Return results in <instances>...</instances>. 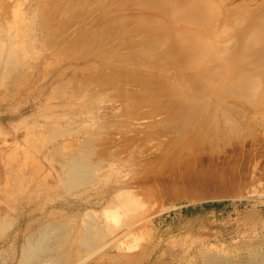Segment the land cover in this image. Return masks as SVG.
I'll return each mask as SVG.
<instances>
[{"label": "rangeland", "instance_id": "obj_1", "mask_svg": "<svg viewBox=\"0 0 264 264\" xmlns=\"http://www.w3.org/2000/svg\"><path fill=\"white\" fill-rule=\"evenodd\" d=\"M254 21L264 0H0V264H264Z\"/></svg>", "mask_w": 264, "mask_h": 264}, {"label": "bare ground", "instance_id": "obj_2", "mask_svg": "<svg viewBox=\"0 0 264 264\" xmlns=\"http://www.w3.org/2000/svg\"><path fill=\"white\" fill-rule=\"evenodd\" d=\"M245 38H251V39H254L253 40V42L252 43H255L256 42V44H257V47H258V52L259 53H255V54H253L251 57H250V59H251V62L253 63V65H255V67L257 66V71L258 72H261V70L263 69V67H264V57H263V50H262V48H264V27L263 26H261L257 21H254V22H252L251 23V26H250V28L247 30L246 29V31L244 32V34L241 36V39L243 40V39H245ZM217 39V38H216ZM214 38H212V37H206V38H204L203 39V41L205 42V43H207V45H209V44H215V43H213L214 42ZM243 43L244 42H246V41H242ZM252 43H250V44H252ZM224 44V42L222 41V42H220V44L219 45H223ZM209 47H210V49L208 50V55L209 56H211L213 53H212V51L215 49V48H217L216 47V45H209ZM262 65H263V67H262ZM251 74V72H246V76H248V75H250ZM253 74L254 75H258V73L257 72H255V71H253ZM241 85V83H240V81L238 82V84H237V86H240ZM123 194V193H122ZM127 194V193H126ZM127 196V195H126ZM127 197H129V196H127ZM123 198V197H122ZM125 199V198H124ZM126 199H129V201H130V198H126ZM120 200V199H119ZM122 200V199H121ZM121 200H120V202H121ZM118 202V204H119V201H117ZM125 202V201H124ZM133 202V201H132ZM122 204V203H121ZM127 204V202L126 203H123L122 205H126ZM128 205V204H127ZM131 213V212H130ZM134 213V212H133ZM135 214V213H134ZM135 215H137V214H135ZM87 221H88V224H85V229H84V226H83V229H84V231H83V234H82V238L79 240V242H80V244L84 247V248H90V247H93V245H94V243L97 241L98 242V240L96 239V241H94L93 240V238L94 237H92L91 238V234H96V229H94V225H95V223H96V220L94 219V217H93V215H91L90 213H88L87 214ZM105 218V217H104ZM136 218V217H135ZM128 220V219H127ZM86 221V222H87ZM111 221V220H110ZM129 222V221H128ZM133 222V221H132ZM100 224V223H99ZM110 224V223H109ZM128 225V224H127ZM96 228V227H95ZM82 229V230H83ZM100 229V228H99ZM103 229H104V227H103ZM129 229H130V227H129ZM100 232V231H99ZM104 232V231H103ZM51 233V232H50ZM101 233H102V231H101ZM54 234V233H53ZM94 234V235H95ZM97 235V234H96ZM99 235V234H98ZM101 235V234H100ZM129 235V234H128ZM45 236V235H44ZM49 236V235H48ZM37 237V236H36ZM42 238H46V237H42ZM38 239V238H37ZM39 240H41V238H39ZM37 241V240H36ZM43 242H45V241H43ZM78 242V243H79ZM31 243V242H30ZM29 243V245L28 246H23L22 248H21V250H20V254H19V259L17 260V263L16 264H33V260H34V258H36V257H34V255H35V251H34V245H32V243L30 244ZM42 243V241H40L38 244H41ZM58 243V242H57ZM34 244V243H33ZM44 244V243H43ZM96 244V243H95ZM45 245V244H44ZM36 246V245H35ZM42 248V247H41ZM80 248H82V247H80ZM38 249H39V247H38ZM213 249H215V248H213ZM46 250V249H45ZM75 251V250H74ZM210 251H212V250H210ZM42 252V251H41ZM209 252V251H208ZM215 252V251H214ZM206 253V252H205ZM211 253V252H210ZM217 254V253H216ZM207 255V254H206ZM205 255V256H206ZM215 255V254H214ZM37 256V255H36ZM96 256V255H95ZM220 256V255H219ZM209 257V256H208ZM203 258H204V256H203ZM215 258V260H216V257H214ZM219 258H221V257H219ZM218 258V259H219ZM45 259H47V258H45ZM37 260V259H36ZM52 261V260H51ZM204 261V260H203ZM212 261V260H211ZM45 262H46V260H45ZM205 262V261H204ZM219 262H220V259H219ZM218 262V263H219ZM37 263V262H36ZM207 264H218L217 262H206ZM39 264H41V263H39ZM75 264V263H74ZM205 264V263H204ZM223 264V263H222Z\"/></svg>", "mask_w": 264, "mask_h": 264}, {"label": "trees", "instance_id": "obj_3", "mask_svg": "<svg viewBox=\"0 0 264 264\" xmlns=\"http://www.w3.org/2000/svg\"><path fill=\"white\" fill-rule=\"evenodd\" d=\"M225 204L224 202H213V203H204L201 204L200 207H196L195 209L192 210H196L197 208H203V209H210V208H214V207H219L221 205Z\"/></svg>", "mask_w": 264, "mask_h": 264}]
</instances>
